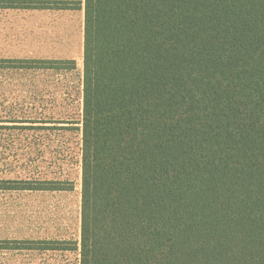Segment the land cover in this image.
Segmentation results:
<instances>
[{"label":"trees","instance_id":"obj_1","mask_svg":"<svg viewBox=\"0 0 264 264\" xmlns=\"http://www.w3.org/2000/svg\"><path fill=\"white\" fill-rule=\"evenodd\" d=\"M0 10L84 13L81 113L55 121L81 138L80 243L0 240V250L78 251L80 264H264V0H0Z\"/></svg>","mask_w":264,"mask_h":264},{"label":"rangeland","instance_id":"obj_2","mask_svg":"<svg viewBox=\"0 0 264 264\" xmlns=\"http://www.w3.org/2000/svg\"><path fill=\"white\" fill-rule=\"evenodd\" d=\"M83 50V11L0 10V59L77 64L76 70L60 73L0 64V182L59 180L75 185L65 193L0 190L2 241L80 243L81 138L75 131L55 130V121L68 123L80 116ZM0 264H80V255L0 250Z\"/></svg>","mask_w":264,"mask_h":264}]
</instances>
